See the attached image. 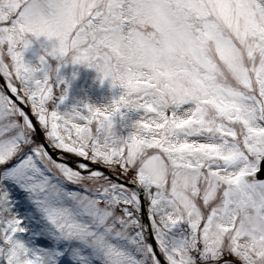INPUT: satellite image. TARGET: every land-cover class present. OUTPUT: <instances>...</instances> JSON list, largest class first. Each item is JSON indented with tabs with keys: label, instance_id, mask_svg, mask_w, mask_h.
I'll list each match as a JSON object with an SVG mask.
<instances>
[{
	"label": "snow or ice",
	"instance_id": "6c2138e0",
	"mask_svg": "<svg viewBox=\"0 0 264 264\" xmlns=\"http://www.w3.org/2000/svg\"><path fill=\"white\" fill-rule=\"evenodd\" d=\"M0 78V264H264V0H0Z\"/></svg>",
	"mask_w": 264,
	"mask_h": 264
},
{
	"label": "rangeland",
	"instance_id": "374dc122",
	"mask_svg": "<svg viewBox=\"0 0 264 264\" xmlns=\"http://www.w3.org/2000/svg\"><path fill=\"white\" fill-rule=\"evenodd\" d=\"M32 41L29 49L23 53L26 63L33 65L39 64L38 57L44 54V50L49 48L54 41H47L43 36L39 38L29 36ZM69 58L66 57L65 60ZM48 63L52 66L57 61L51 57H47ZM41 76L42 73H37ZM59 75L64 78L65 83L62 84L61 90L67 88V96L63 103L58 102V111H71L74 106L82 103H88L96 106L108 104L112 99L118 98L123 91L120 87H112L110 81L105 80L103 83L98 78V73L94 68H88L83 65H73L62 63ZM18 200L20 196L16 197ZM23 211V209H21ZM29 230L38 228L34 221H25ZM43 243V240H40Z\"/></svg>",
	"mask_w": 264,
	"mask_h": 264
},
{
	"label": "water",
	"instance_id": "95a60500",
	"mask_svg": "<svg viewBox=\"0 0 264 264\" xmlns=\"http://www.w3.org/2000/svg\"><path fill=\"white\" fill-rule=\"evenodd\" d=\"M3 83H4V82H3L2 78H0V84L3 85ZM38 136H39L40 140L42 141V143H44L43 140H42L41 134H39V132H38ZM48 151H49V153L53 156L54 159L57 158V157H56L57 154H58L57 152L53 151L51 148H49Z\"/></svg>",
	"mask_w": 264,
	"mask_h": 264
},
{
	"label": "clouds",
	"instance_id": "9594fccd",
	"mask_svg": "<svg viewBox=\"0 0 264 264\" xmlns=\"http://www.w3.org/2000/svg\"><path fill=\"white\" fill-rule=\"evenodd\" d=\"M17 42L20 43L25 37L22 34H17Z\"/></svg>",
	"mask_w": 264,
	"mask_h": 264
}]
</instances>
